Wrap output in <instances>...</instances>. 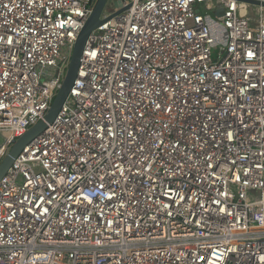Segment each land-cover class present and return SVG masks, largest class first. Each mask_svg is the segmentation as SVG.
Masks as SVG:
<instances>
[{
	"label": "built area",
	"instance_id": "built-area-1",
	"mask_svg": "<svg viewBox=\"0 0 264 264\" xmlns=\"http://www.w3.org/2000/svg\"><path fill=\"white\" fill-rule=\"evenodd\" d=\"M254 1H107L60 112L0 181V264H264ZM95 2L0 0V164Z\"/></svg>",
	"mask_w": 264,
	"mask_h": 264
},
{
	"label": "water",
	"instance_id": "water-1",
	"mask_svg": "<svg viewBox=\"0 0 264 264\" xmlns=\"http://www.w3.org/2000/svg\"><path fill=\"white\" fill-rule=\"evenodd\" d=\"M108 0H96V3L92 9L88 20L86 21L83 29L81 30L78 39L75 43L70 63L67 69V73L63 80L62 86L59 89L57 95L55 96L52 105L44 120H41L38 124L33 126L25 135L19 138L11 146L7 156L3 159L0 164V181L5 176L9 168L12 166L14 160L18 157L21 151L31 143L38 135H40L46 128L47 125L52 123L58 113L61 110L77 76L80 60L88 40L89 35L95 29L103 24L104 21L101 20L102 12L106 6ZM249 2L252 4L259 5L260 2L254 0H240ZM264 5V4H263ZM219 15V14H218Z\"/></svg>",
	"mask_w": 264,
	"mask_h": 264
},
{
	"label": "rangeland",
	"instance_id": "rangeland-1",
	"mask_svg": "<svg viewBox=\"0 0 264 264\" xmlns=\"http://www.w3.org/2000/svg\"><path fill=\"white\" fill-rule=\"evenodd\" d=\"M96 3V2H95ZM201 13L206 16V11L204 8H201ZM67 73V71H66ZM2 143V138L0 137V144Z\"/></svg>",
	"mask_w": 264,
	"mask_h": 264
}]
</instances>
